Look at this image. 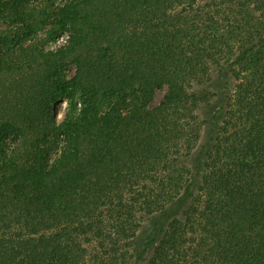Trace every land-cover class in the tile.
<instances>
[{
	"label": "trees",
	"instance_id": "16d2710c",
	"mask_svg": "<svg viewBox=\"0 0 264 264\" xmlns=\"http://www.w3.org/2000/svg\"><path fill=\"white\" fill-rule=\"evenodd\" d=\"M0 264H264V0H0Z\"/></svg>",
	"mask_w": 264,
	"mask_h": 264
},
{
	"label": "rangeland",
	"instance_id": "374dc122",
	"mask_svg": "<svg viewBox=\"0 0 264 264\" xmlns=\"http://www.w3.org/2000/svg\"><path fill=\"white\" fill-rule=\"evenodd\" d=\"M54 29V26L53 25H48L46 28H44L43 30H41L39 33L41 35H45V34H49V32H51L52 30ZM48 42L47 44L50 46V47H53L55 44H57L58 42V38H52V37H49L48 38ZM164 93V89L163 90H158L156 93H155V96H154V101H158L160 99V97L162 96V94ZM65 108H66V100L64 99H61L60 101H58L56 103V105L54 106V113L57 117L58 120L62 119L63 116H64V112H65ZM159 228L158 226L156 227V221L155 219H151V220H147L144 224H143V227L139 233V238H138V241H137V246L139 248H142L144 247L145 245V242L147 240V237L150 233H156L158 232Z\"/></svg>",
	"mask_w": 264,
	"mask_h": 264
}]
</instances>
